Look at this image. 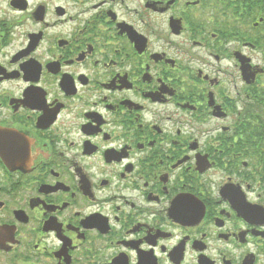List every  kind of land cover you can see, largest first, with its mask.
<instances>
[{"label": "flooded vegetation", "instance_id": "af4514ba", "mask_svg": "<svg viewBox=\"0 0 264 264\" xmlns=\"http://www.w3.org/2000/svg\"><path fill=\"white\" fill-rule=\"evenodd\" d=\"M0 264H264V0H0Z\"/></svg>", "mask_w": 264, "mask_h": 264}, {"label": "water", "instance_id": "95a60500", "mask_svg": "<svg viewBox=\"0 0 264 264\" xmlns=\"http://www.w3.org/2000/svg\"><path fill=\"white\" fill-rule=\"evenodd\" d=\"M243 75H244V77L247 79L248 77H252V76H250V75H248L247 74V68H245V69H243Z\"/></svg>", "mask_w": 264, "mask_h": 264}, {"label": "rangeland", "instance_id": "374dc122", "mask_svg": "<svg viewBox=\"0 0 264 264\" xmlns=\"http://www.w3.org/2000/svg\"><path fill=\"white\" fill-rule=\"evenodd\" d=\"M258 57L260 58V59H262L263 58V55L262 54H260V55H258ZM257 58V57H256Z\"/></svg>", "mask_w": 264, "mask_h": 264}]
</instances>
